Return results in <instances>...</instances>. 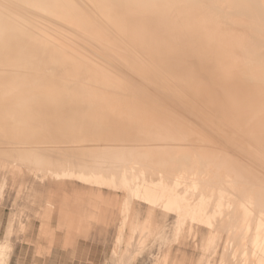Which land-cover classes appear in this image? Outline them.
Instances as JSON below:
<instances>
[{
	"label": "bare ground",
	"instance_id": "1",
	"mask_svg": "<svg viewBox=\"0 0 264 264\" xmlns=\"http://www.w3.org/2000/svg\"><path fill=\"white\" fill-rule=\"evenodd\" d=\"M0 133L18 138L1 151L30 154L0 165L34 177L51 148L105 151L44 173L124 191L133 221L146 202L130 232L172 214L178 235L207 230L214 260L221 221L238 219L225 262L264 264V241L241 236L264 237L250 220L264 214V0H0Z\"/></svg>",
	"mask_w": 264,
	"mask_h": 264
},
{
	"label": "rangeland",
	"instance_id": "2",
	"mask_svg": "<svg viewBox=\"0 0 264 264\" xmlns=\"http://www.w3.org/2000/svg\"><path fill=\"white\" fill-rule=\"evenodd\" d=\"M17 139L13 134L5 135L0 133V143H11ZM45 141L55 142L56 139H46ZM48 145L45 144L43 146ZM51 149L54 151L50 152V156H44L50 160V164L47 167L39 164L40 159H37L38 177L31 176L25 169L20 172L18 169L0 165V224H2L0 226V264H44L46 259L52 256L53 247H55L54 241L58 237H61L63 241L61 249L64 252H75L74 255L77 252L79 256L83 257V260L80 259L78 262L83 264H171V262L172 264H229L230 260L231 263L232 260L234 261L235 258L229 250L231 246H227L228 249L227 247L224 248V243L230 240L228 237L232 233L234 234L233 226L238 222V219L225 218L221 221L220 235L222 236L223 244H221L223 247L221 246L220 248V255L209 256L214 258V260L206 259L205 253L207 255L208 248H203L201 242L203 238H208L207 230L202 229L198 233L197 231L190 233L185 230V232H179L178 235L176 226L178 227L180 219L176 220V217L172 214L157 215L155 222L157 221L158 224H155V229L154 227L153 229L151 228L150 234H138L137 232L140 230L134 231L135 233L130 232L127 222L130 223L132 221V223H135L139 220L138 223H141L140 221L145 219L144 213L148 210L146 202L142 203L141 217L138 215L137 220L133 221V204L127 200L126 195L123 193L124 191L119 189L114 191L105 186L96 188L92 185H85L84 182L79 180L66 181V179H56L51 174L44 173L46 168L52 169L51 171H60L62 169L58 167V163H70L75 161L76 158H80L77 162L82 167H87L93 164L94 161L104 163V158L109 157V155L105 154V151L92 153L85 150V152L81 151L77 154L73 150L68 149ZM85 153L86 156L84 155ZM29 155L27 152L0 150V164L3 160L4 164H9L10 161L12 162L18 156L27 158ZM117 155L119 156L118 153L114 154L116 158L118 157ZM67 158L68 160H66ZM57 168L59 169L57 170ZM51 171L49 172L53 173ZM39 174L47 176L41 177ZM99 174L105 175V171L100 170ZM122 174L126 177L128 176L126 173ZM122 174L119 171L114 172L113 180L119 182L120 177L123 176ZM44 178L45 180H43ZM122 195L124 197L118 199ZM116 196L117 198H114ZM78 198L79 201H77ZM115 206L118 208L116 209ZM65 207L67 209H64ZM128 208H130V211ZM262 210L263 208L260 210L255 209L250 213V220L253 224L258 218L264 222V214H261ZM143 215L144 218L142 217ZM33 222L36 223L35 227H33ZM184 222L183 227L185 224L191 223L188 220ZM228 228H231V231ZM126 231L133 234L134 241L129 239L130 236L128 234L130 233ZM256 231L257 229L251 226L249 232H243L241 236L247 237L245 242L248 244L264 241V237L257 235ZM134 234L138 235L134 236ZM121 238L122 240H120ZM77 240L86 242V246L78 244ZM125 240L132 242L131 244L133 245H129L128 242L127 244ZM203 242L205 244V241ZM126 247L128 249H125ZM139 247L141 248L140 250ZM226 249L229 250L231 256L225 255L229 253ZM164 253L169 254L168 258L167 256L165 257L169 261L164 262ZM122 256L126 261L123 260ZM215 258L217 259L216 261H221L216 262ZM240 258L241 256L239 255L238 259ZM243 258L244 261L249 259L248 256ZM227 259L228 262H225ZM240 260L243 259L241 258ZM240 260H237V262H240ZM233 264L235 263L233 262Z\"/></svg>",
	"mask_w": 264,
	"mask_h": 264
},
{
	"label": "crops",
	"instance_id": "3",
	"mask_svg": "<svg viewBox=\"0 0 264 264\" xmlns=\"http://www.w3.org/2000/svg\"><path fill=\"white\" fill-rule=\"evenodd\" d=\"M1 225L2 224H0V226ZM35 226H36V223L33 222V227ZM54 243H55V247H53L52 256L49 259H46L44 264H83V263L78 262L80 261V259L83 260V257L81 255L79 256L77 252L74 255L75 252L74 253H72V251L64 252V250L61 249L62 248L61 245L63 243L61 237H58V239L55 240ZM77 243L81 244L84 247L86 246V242L84 241L77 240Z\"/></svg>",
	"mask_w": 264,
	"mask_h": 264
}]
</instances>
